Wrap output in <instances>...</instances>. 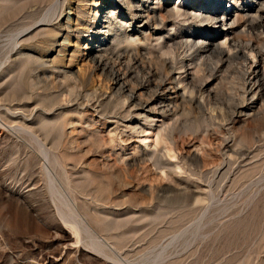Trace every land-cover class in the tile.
<instances>
[{
    "label": "rangeland",
    "instance_id": "rangeland-1",
    "mask_svg": "<svg viewBox=\"0 0 264 264\" xmlns=\"http://www.w3.org/2000/svg\"><path fill=\"white\" fill-rule=\"evenodd\" d=\"M103 1L0 0V264H264V70L257 99L243 74L249 45L264 54V0H228L257 9L187 29L219 36L195 61L196 101L168 117L127 100L148 71L126 61L122 90L107 66L121 50L171 59L174 27L140 29L145 0Z\"/></svg>",
    "mask_w": 264,
    "mask_h": 264
},
{
    "label": "bare ground",
    "instance_id": "bare-ground-1",
    "mask_svg": "<svg viewBox=\"0 0 264 264\" xmlns=\"http://www.w3.org/2000/svg\"><path fill=\"white\" fill-rule=\"evenodd\" d=\"M111 1H114V0H104L103 2L104 3H111ZM171 1L172 0H145L146 5L142 6V8H139V7L136 8L137 11H135L134 12L135 15H133V18H138L140 20V23L142 24V27L140 29H142V30H153L156 32V34H159L163 28H166L169 22L172 24L171 26L174 27L173 31L175 33L172 32L173 34L172 35L170 34L169 39L166 40L165 42H163V46H162V48L168 49V51L166 50V52H168V54H169V52H170V54L174 53L173 54L174 56L171 54L172 55L171 59L168 56H164V57H168V59L164 58V60H163L153 53H152V57H151V54L148 53L149 54L148 57H142L140 55L141 58H139L140 56L137 55V53L133 54L131 52H121L122 51L121 50L120 53H118L116 55V58H115L116 63H114L112 61L113 64L110 63V66L106 65L107 68H109L113 72V76H112L113 82H115L117 85H119L122 90H126V89L128 90L129 89L127 87L129 84L127 85L126 82H127V79L129 77L133 78V74H134V72L133 73L130 72L131 70H129V68L127 69V71L125 70L126 72H123L122 68L124 66H126V64H125L126 61H129L128 66L133 64V65L138 66L139 69H142L141 71H143V70L148 71V73L146 74L145 77H142V78L139 77L138 78V82L140 84L138 86H135V87H137L136 89L134 88V89L127 91L129 93L127 95V100L129 102V104L134 105L135 108L139 107V108H142L144 111L146 110V111L152 112L154 110L152 107L156 106L155 110L158 109L160 111V114H162L163 116H167V115H171V114L176 115L178 113L179 109L176 106L173 107L174 104L177 103L180 99L184 100V99H186V97L188 98V96H186L187 94L190 95L191 103L194 100L196 101V99H197L196 96L193 95V93L191 95V93L189 92L190 85H192V82L194 81L195 77L197 78L196 74L198 75V73H199V72H197V69H196L199 66L198 65L199 63L197 64L195 61H197L196 60L197 58L201 57L200 55H204V54L206 55V53H208L210 51V48H214L215 43H216L215 41H216L217 37L219 36V34H218L219 32L215 33V35L214 34L209 35L208 33H206V34H208L207 38L205 37V39L202 42L195 43V40H194L195 31H188L187 29H190V28L192 29L197 24H205L207 27H210V26L217 27V25H219L220 23H223V25L226 27L228 21H231L233 16L238 15L237 14L238 11H242V13L246 12V14L249 15L252 11L257 9L254 6V4H250V5L243 6L241 8L234 5L235 8L233 7L231 9V7H230L229 9L225 10V9H223V5L227 4V2L232 3L231 1H228V0H179L180 3L177 4L174 9H167L166 11H164L166 13L163 14V12L161 11L162 8L164 7L163 5L168 6L171 3ZM131 4H133V3H131ZM147 4H150L151 6H148ZM233 4H236V2H234ZM259 4H261V3H259ZM120 7L124 9L125 4H122V5L120 4ZM263 7H264V5L257 9V13H258L257 14L258 15L257 22L264 25V8ZM107 8H109V7H107ZM128 9H130V8H128ZM136 9H134V10H136ZM163 10H165V8H163ZM131 12H132V10H131ZM257 15H255V16H257ZM104 19H106V18H104ZM255 20H256V18H255ZM233 23L235 24L236 22H231L230 25L232 26ZM180 26H182V28L184 29L183 32L187 33V35L189 34L188 32H190V36L188 35V37H190V38H187V36L184 35L182 32L179 33V31H177L178 27H180ZM93 31L96 32V34H94L95 38H96V35H98V36L104 35L105 36L102 43H106L109 35L111 34L109 32L111 30L109 29V27H107L105 25H100V26L97 25L96 28L93 29ZM88 33H89V31H88ZM129 39L131 40V38H129ZM143 39H145V38H143ZM135 42H136V40H135ZM139 42H141V41H139V39H138V43ZM133 43H134V41L131 44H133ZM144 43H146V42H144ZM137 44H135V46ZM141 44L142 43H140V45ZM149 44L147 43V45H149ZM160 44H161V42H160ZM249 46H248L247 50L250 53H253L252 55H254L253 56L254 59L252 62H249L248 60H246L245 56L243 55V57L245 58V64L243 67L244 68L243 74H244V79H245L244 93H245V98L252 96L255 99H257L258 95L261 93V90L263 87L262 71L264 70V68H263L264 67L263 66L264 65V54L261 53L263 50L261 52L260 51L257 52V51H255L256 50L255 48H254L255 49L254 50L252 47H249ZM130 47L131 46H129V48ZM154 47H155V45H154ZM162 48H161V50H162ZM156 50H157V48H156ZM218 50H219V48H218ZM136 52H137V50H136ZM150 52H152V51H150ZM242 52H243V49H242ZM159 53H160V51H159ZM114 54H113V56L115 57ZM164 54H167V53H164ZM244 54H246V53H244ZM142 55L144 56V54H142ZM159 56H162V54H160ZM138 58L140 60H138ZM97 59H95V60H97ZM102 62L103 61L100 60L98 62V65H100ZM155 62H159V63L162 62L163 68L165 71L159 72L154 66ZM202 63H200V69H201ZM160 65H162V64L160 63ZM130 67H132V66H130ZM70 69H72V72L74 71V74H76L77 71H79V69H76L75 66L73 67V65L70 66ZM75 69H76V72H75ZM105 70L107 71V69H105ZM68 73H70V71H68ZM84 74H87V72ZM139 75H141V74H139ZM83 78H84V76H83ZM71 79H72V77H71ZM135 80L137 83V79H135ZM205 80H204V82L207 81V80L206 81ZM209 80H210V78H209ZM209 82L210 81H208L206 84H204L200 87L197 86L198 88H196V89L194 88V90L198 91L199 93L200 92L203 93V91H205V93H206V90L209 86V84H208ZM119 86H117V87H119ZM150 89L154 90L152 97L148 100L145 98L146 100L143 102L144 99H142V96L145 95V93L148 92V90H150ZM210 91L212 92L213 90L211 89ZM123 92H125V91H123ZM192 92H193V90H192ZM203 95H205V94H203ZM203 99H204V97H203ZM251 99H253V98H251ZM251 99H249V100H251ZM124 104H125V102H124ZM251 104H253V103L251 102ZM247 105H248L247 103L246 104L242 103V107L239 109H244L245 106H247ZM128 108L130 109V106ZM157 113H158V111H157ZM9 191H11V190H9Z\"/></svg>",
    "mask_w": 264,
    "mask_h": 264
}]
</instances>
